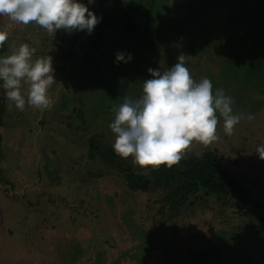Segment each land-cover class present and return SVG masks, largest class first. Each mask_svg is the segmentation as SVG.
<instances>
[{"label":"rangeland","instance_id":"obj_1","mask_svg":"<svg viewBox=\"0 0 264 264\" xmlns=\"http://www.w3.org/2000/svg\"><path fill=\"white\" fill-rule=\"evenodd\" d=\"M121 1L123 8L141 10L142 16L148 8L156 12L159 1L166 3L168 12L180 15L178 20H187L181 30L188 35L192 26L200 24L197 15L186 13L171 0ZM227 2L233 20L231 32L220 39L205 36L212 42L207 47L201 39L199 45L206 46L204 50L199 47L202 53L193 35L191 42L183 38L180 44L177 39L172 42L179 46L175 53L172 48L146 53L148 45L164 47L168 33L159 22L152 28L151 39L153 31L144 28L147 23L143 22L137 38L132 39L143 48L130 53L132 60L127 64L115 62L113 42L105 43V53L81 51V47L77 52L72 42L60 40V30L55 37L47 36L40 26L0 17V27L7 31L0 56L26 43L36 49L33 59L50 56L54 70L49 108L26 103L19 110L5 97L6 109L0 115V264H195L201 251H219V256L213 255L214 261L204 264H264V161L256 154V147L264 143V75L257 66L264 63V54L260 48L253 54L264 44L260 7L264 0ZM103 8V2L97 0V16ZM238 33L241 35L236 37ZM244 34L250 36L253 52L244 44ZM232 39L238 51L219 57ZM184 44L193 54L186 58L192 78L207 77L216 84L214 89L230 84L227 93H232L234 111L251 114L252 119H241L231 135L224 133L219 121L217 139L209 144L193 141L182 159L217 154L223 170L237 179L251 204L236 201L237 196L224 202L200 193L172 219L179 199L175 186L158 189L151 166L141 168L131 157L117 155L108 125L114 117L113 106L124 96L138 97L143 80L151 78L148 69L171 67L178 55H185ZM137 46L132 45L131 50L135 52ZM85 57L86 62L81 63ZM252 59L259 61L251 65ZM26 89L27 85H22V90ZM92 143L98 147L94 155L90 154ZM99 149H112L117 162L125 160L137 175L148 179L147 188L131 191L123 175L106 164ZM178 175L191 178L190 172L181 169Z\"/></svg>","mask_w":264,"mask_h":264},{"label":"clouds","instance_id":"obj_2","mask_svg":"<svg viewBox=\"0 0 264 264\" xmlns=\"http://www.w3.org/2000/svg\"><path fill=\"white\" fill-rule=\"evenodd\" d=\"M81 0H0V17L28 25L35 23L55 37L58 30L68 34H91L100 23L89 6ZM7 31L0 27V44ZM36 49L21 43L11 54L0 56V88L5 97L23 110L25 104L40 109L50 107L48 89L53 83L52 58L33 59ZM130 53L118 52L115 62H131ZM150 79L143 80L141 94L123 97L113 106L114 117L108 127L114 135L113 151L121 158L131 157L141 168H172L179 164L193 141L209 144L217 139V125L231 135L241 119L251 114L236 113L234 99L223 88H213L207 77L192 78L186 56L166 70L149 68ZM22 85L27 89L22 90ZM264 161V143L256 147Z\"/></svg>","mask_w":264,"mask_h":264},{"label":"flooded vegetation","instance_id":"obj_3","mask_svg":"<svg viewBox=\"0 0 264 264\" xmlns=\"http://www.w3.org/2000/svg\"><path fill=\"white\" fill-rule=\"evenodd\" d=\"M141 1H143V0H141ZM180 1L181 2H179L177 0H171L170 3L173 4L174 2H176L179 5H181L180 9H183L184 11H186V13L189 11L190 14L193 13L192 16L197 15L195 19H197V21L200 22V24L198 26H192L191 28H193V29L190 28L191 29L190 35H188L187 31L183 32V30H181V28L183 29V26H185V24H186V23L185 24L183 23L184 20H186V19L178 20L177 16H179V18H180V15H177L176 13L173 14L171 12H168L167 8L165 7L166 3L161 4V2L159 1L158 4L156 5V12L153 10H150V8H148L145 11V14H147V15L142 16L141 10H137L135 12H130L126 6L123 8L121 0H101V2H103L104 8L102 9V11L99 12V14L97 16V14L95 12L97 0H94L93 4L88 5L90 11H92L100 21V23L96 26L94 31L89 35V34H86L84 32H78V31L73 32L72 34H68L64 30H60L59 32L61 34H59V37L61 38L60 40L62 42H69V43L72 42L73 43L72 45H75V48L77 49V50L76 49L75 50L77 52L81 47V51L92 50V52H94L96 54L105 53L106 51H108L104 48L105 43L108 44L109 42L110 43L113 42L112 48H113V50H115V51H112L113 53L114 52L116 54L118 52H122V53H126V54L127 53H138L137 51H141L143 47L137 46L135 44V42L132 41V39L134 40L137 38L136 32L138 33V26L140 27V26H142L143 22H146L147 24L144 23L143 27L144 28L147 27V29L149 30L152 28H156L160 22L163 25L165 24V28H166L165 33H168L167 39L164 41L165 45H164V47L163 46L161 47L160 45H156V44L148 45L147 47H145L146 53H152V54L159 53V52H161L160 48L162 50L166 49V48H168V49L172 48L173 50H175L173 53H175V52H177V50H179L178 49L179 46L177 45V47H176V45L173 44L172 42L176 41V39H177L179 44H180V42H181L180 40L182 38H183V40L185 39L187 42H191L190 38H192L193 36L195 37V40L197 41V47L200 50V53H202V50L206 49V46L199 45L200 43H203L201 41V39H205L204 44H206L207 47L210 46V44L212 42V41L209 42L210 38H205V36L206 37L211 36V38L213 36H215V37H218V39H220L221 38L220 36L223 35L224 33L229 34L231 32L229 30L232 28L231 26H233V20L230 17L231 9H230V6L228 5V2L225 3V0H180ZM81 2L86 4V5L88 4V0H81ZM238 4L241 5L243 3L239 2ZM263 5L261 6V4H260V7L263 8L262 11L264 12V6ZM137 8L141 9V3L138 4ZM246 8H249V7H244V9H246ZM148 12H150V13H148ZM151 12H153V13H151ZM194 13H196V14H194ZM238 16H243V15L239 14ZM143 17L146 19H144L142 21ZM262 17L264 19V13H263ZM174 22H176L177 25H174ZM31 24L35 25V27L38 26L34 22ZM148 24H149V28H148ZM182 24H183V26H181ZM128 31H129V33L126 35V33ZM133 31H135V33H133ZM152 31H153V29H152ZM40 32L46 34L47 36H50L48 33H45L46 31L44 29H42V31H40ZM122 33L124 36H122ZM134 34H136V35L134 36ZM240 35L241 34H239V33L235 34L236 37H238ZM244 35H245V37H244L245 43L244 44H246V47H249V50H248L249 52H253L255 49H253L251 47L250 36H248L246 34H244ZM262 36L264 37V33ZM90 37H92L91 40H90ZM138 37H140V36L138 35ZM153 38H154V31H153V36L151 39H153ZM164 39H165V36H164ZM207 39H208V42H207ZM100 40L103 41L102 45H99ZM228 42H229V40H228ZM233 42L234 41L232 39L227 45L228 48H226L224 50V52H221V54L218 53L217 55L219 57H220V55H227L228 56L227 53H232L231 55H233L234 54L233 52L238 51L235 43H233ZM208 43H209V45H208ZM132 45L137 46L135 52H133L131 50ZM191 47H192V45H191ZM191 47H190V49H191ZM199 47H202V50ZM187 48H189L188 44H184V48L182 51L185 52L186 58H187L188 54H189V56L192 57L193 54L192 53L190 54L189 52H187ZM257 48L253 54H255V52L258 51L259 48H260L259 52L264 54V44H263V46H258ZM215 50H216V48H215ZM248 51H245L244 53H247ZM216 52H217V50H216ZM165 53H169V52H165ZM166 56L168 57L167 59L171 60V55L167 54ZM222 57H224V56H222ZM225 58L229 60V57H225ZM241 59H244V57H241ZM238 61H239V64H238L239 67H242L243 62L241 63L240 60H238ZM258 61L256 60V62H258ZM84 62H86V60ZM196 63H199V62H195L194 64L196 65ZM125 64H127V63H125ZM252 64L254 65L256 63L252 62ZM257 66H258V68H262L264 70V63L263 62H261V64H257ZM242 68H244V67H242ZM221 69H225V66ZM223 85L225 87V88L224 87L223 88L226 90V92H229V90L231 88L230 84H227V85L223 84Z\"/></svg>","mask_w":264,"mask_h":264},{"label":"trees","instance_id":"obj_4","mask_svg":"<svg viewBox=\"0 0 264 264\" xmlns=\"http://www.w3.org/2000/svg\"><path fill=\"white\" fill-rule=\"evenodd\" d=\"M103 41L100 40L99 45H102ZM1 54V53H0ZM5 96L2 90H0V115L5 111ZM4 115V114H3ZM2 119L0 117V124ZM98 147L92 143L91 153L94 155ZM107 151V152H106ZM99 152L105 157L106 164L119 171L127 181L129 189L133 192L144 191L148 185V179L144 176L137 175L131 166L123 160L117 162L115 160V154L112 149H105ZM184 170L191 173L190 179H185L178 175L179 170ZM151 173L153 175V184L158 189H168L175 186V193L178 195V201L174 204L172 210L173 218L180 212V208L186 205L193 197L196 198L198 194L203 193L206 196H215L221 201H242L244 204H251L250 197L241 190V186L237 179L231 176V174L222 168V159L217 154L208 152L201 158L189 157L181 159L179 164L174 165L172 168H167L163 165L159 167H152ZM246 199H245V198ZM214 256H219L218 252H205L201 251L197 253V259L195 264L210 263Z\"/></svg>","mask_w":264,"mask_h":264},{"label":"crops","instance_id":"obj_5","mask_svg":"<svg viewBox=\"0 0 264 264\" xmlns=\"http://www.w3.org/2000/svg\"><path fill=\"white\" fill-rule=\"evenodd\" d=\"M182 26V25H181ZM182 29V28H181ZM61 39V38H60ZM221 56V55H220ZM86 60V57L84 58V60L83 61H81V63H83L84 61ZM252 62H256V60L254 59ZM252 62H251V65H253L252 64ZM261 69V72H262V74L264 75V70L262 69V68H260ZM244 70H246V69H244ZM248 71V70H247ZM234 87V86H233ZM221 88H223V87H221ZM224 89V88H223ZM2 92H3V95L5 96V94H4V90H2ZM231 96H232V93L230 94ZM6 101V100H5ZM14 131H17L16 129L14 130ZM13 131V132H14Z\"/></svg>","mask_w":264,"mask_h":264},{"label":"water","instance_id":"obj_6","mask_svg":"<svg viewBox=\"0 0 264 264\" xmlns=\"http://www.w3.org/2000/svg\"><path fill=\"white\" fill-rule=\"evenodd\" d=\"M224 22V21H223ZM216 85V84H213V86Z\"/></svg>","mask_w":264,"mask_h":264}]
</instances>
